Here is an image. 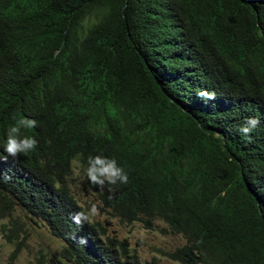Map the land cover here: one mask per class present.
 <instances>
[{
	"label": "trees",
	"instance_id": "16d2710c",
	"mask_svg": "<svg viewBox=\"0 0 264 264\" xmlns=\"http://www.w3.org/2000/svg\"><path fill=\"white\" fill-rule=\"evenodd\" d=\"M14 117L38 146L0 160V223L19 210L72 264H141L73 220V170L104 155L129 182L91 187L121 221L182 234L169 258L264 264V0H0V157Z\"/></svg>",
	"mask_w": 264,
	"mask_h": 264
},
{
	"label": "rangeland",
	"instance_id": "374dc122",
	"mask_svg": "<svg viewBox=\"0 0 264 264\" xmlns=\"http://www.w3.org/2000/svg\"><path fill=\"white\" fill-rule=\"evenodd\" d=\"M69 182L70 192L82 211L88 212L92 206L96 207L97 212L89 221L94 223L104 243L109 245L108 239L124 241L129 253L134 254L141 264H181L167 256L168 252L184 245L181 234L173 233L160 220H156L152 228H147L139 221L126 223L112 216L79 168L73 170ZM15 212L14 219L4 218L0 223L11 227L14 220L19 222L11 241L4 237L0 227V264H72L63 258V242L40 222L31 220L19 210ZM110 246L121 252L119 246Z\"/></svg>",
	"mask_w": 264,
	"mask_h": 264
},
{
	"label": "clouds",
	"instance_id": "9594fccd",
	"mask_svg": "<svg viewBox=\"0 0 264 264\" xmlns=\"http://www.w3.org/2000/svg\"><path fill=\"white\" fill-rule=\"evenodd\" d=\"M198 95L204 98L205 100L215 99L214 92L209 93L208 91L201 90L198 92ZM14 119H15V124L9 125L7 129L6 143L3 145V151L7 155L0 157V160L5 162L9 157H11L13 161L18 162L22 155L23 156L29 155L30 153L34 152L38 146V140L34 136H28L22 134V130L35 128L38 123L37 120L34 117L33 119L28 117H21L19 119H16L14 117ZM259 123H260L259 118L250 117L247 118L246 122L242 126H240L238 130L242 136L250 139L251 133L256 129ZM87 163H88V167L86 169V175H87L86 179H88L87 182L89 183V185L91 184L94 187L103 189L102 191H104V188L106 186L109 188V191H111L113 186H116L118 184H127L129 182V176L125 168L121 166L115 158H109L104 155L89 156ZM93 189L95 190V192L97 191L95 188ZM98 198L101 204L104 207H106L103 201L101 200V197H99V195ZM96 212H97L96 207L92 206V208L88 212L85 211L76 212L73 215V220L77 224L81 223L82 221H88L90 220L92 215L96 214ZM156 220H160V219H156ZM156 220H154V222Z\"/></svg>",
	"mask_w": 264,
	"mask_h": 264
}]
</instances>
